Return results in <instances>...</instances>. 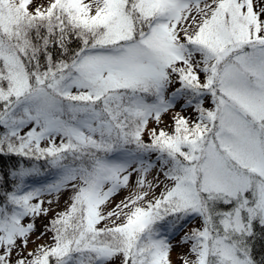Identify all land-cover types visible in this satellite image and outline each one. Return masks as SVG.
Segmentation results:
<instances>
[{
  "label": "snow or ice",
  "instance_id": "snow-or-ice-1",
  "mask_svg": "<svg viewBox=\"0 0 264 264\" xmlns=\"http://www.w3.org/2000/svg\"><path fill=\"white\" fill-rule=\"evenodd\" d=\"M50 44L64 59L53 61ZM174 76L180 87L166 97ZM181 96L195 121L177 113L171 133L148 128ZM5 151L56 175L29 187L35 164L12 172L0 264H173L169 233L192 217L202 224L175 245L190 242L180 264H264L251 239L254 222L264 226V0H0ZM151 152L169 181L159 197L146 180ZM133 173L136 189L103 211ZM69 188L37 238L51 232V243L27 251L35 224L23 221L47 214L41 197Z\"/></svg>",
  "mask_w": 264,
  "mask_h": 264
},
{
  "label": "rangeland",
  "instance_id": "rangeland-1",
  "mask_svg": "<svg viewBox=\"0 0 264 264\" xmlns=\"http://www.w3.org/2000/svg\"><path fill=\"white\" fill-rule=\"evenodd\" d=\"M199 57H197L198 59ZM201 79H203V74H201ZM173 83L169 85L165 95L166 97H171L172 93L176 90V86L179 84L178 78L173 77ZM75 91V90H74ZM185 97H177L174 101L175 106L169 109L167 112L161 114L160 122L157 123L154 118H150L148 122V128H156L157 130L163 128L165 131L171 133L174 130V117L177 113L184 116L185 118L189 119L190 121H195L197 118L198 113L194 111V106H187L185 104ZM203 100V106L206 108H212L214 105L212 104V98L210 95H205L201 98ZM194 105V104H193ZM150 136L148 135L147 131H145L143 135V139L146 141L150 140ZM57 144H59V139H57ZM154 152L145 154V160L150 161L154 167L148 173L146 180L153 182L154 186L151 189L150 195L153 197H159L160 193L164 191L165 184H168L169 181L166 180L163 171L160 168V160L159 158L153 159ZM136 180L137 175L133 173L130 177V187L129 188H121L117 193L109 198V201L106 205L102 206V210L107 212L111 211L116 204H118L121 200L127 197L130 194V191L136 189ZM71 190L65 189L61 193H52L50 195L46 194L41 199L44 200L42 205L43 208L49 209L47 214L41 213L40 215L36 216L34 221L31 217L26 218L23 223L27 224L29 222H34L35 229L30 234V241L28 244L27 251H31L33 248L37 246V244L41 243H48L50 240V233L47 232L46 235L42 239H37L40 236V233L45 232L47 228V224L53 217H56L58 212H63L68 204L70 203L71 198ZM48 201H52L51 204ZM36 202V201H34ZM119 222V221H117ZM104 222H101L98 227H102ZM202 224V219L199 217H192L190 220L185 224V226L174 233H169V238L174 245L173 250L171 252V259L173 260V264H180L179 256L183 254H187L190 248V242L184 244L182 246H175L180 238L186 233L189 232L192 228H198ZM110 264H121L119 259H114Z\"/></svg>",
  "mask_w": 264,
  "mask_h": 264
},
{
  "label": "trees",
  "instance_id": "trees-1",
  "mask_svg": "<svg viewBox=\"0 0 264 264\" xmlns=\"http://www.w3.org/2000/svg\"><path fill=\"white\" fill-rule=\"evenodd\" d=\"M79 41L73 36L71 38L69 47L75 50L78 46ZM48 51L52 55L53 61H58L64 59V56L61 54V49L58 45H49ZM41 66L42 69L47 67V58L41 54ZM180 87V83L176 86V89ZM197 101H193L195 104ZM205 107V106H204ZM195 108V107H194ZM206 108V107H205ZM194 111H196L194 109ZM146 143L151 142V138L149 141L144 140ZM153 159L159 158V153L154 152L152 157ZM71 162V160H69ZM35 164L39 169L40 172L37 175H33L27 178L26 183L29 187H40L41 185L50 183L56 175L55 169H52L47 161L41 159L39 161L30 160L23 156H19L16 154L3 152L0 153V203H2V196L3 193L7 191L13 190L15 179L11 175L12 172L18 169L21 165L31 167ZM53 217L51 220H53ZM190 220V219H189ZM187 220L185 224L189 221ZM50 221L47 224V227H50ZM254 231L256 232V236L251 238L252 239V255L253 258L257 261H264V226H261L258 221L254 222ZM50 233V240L48 243H51L52 240V233Z\"/></svg>",
  "mask_w": 264,
  "mask_h": 264
}]
</instances>
